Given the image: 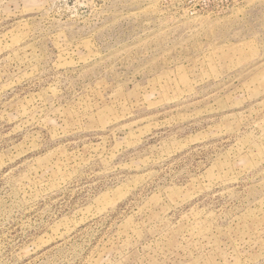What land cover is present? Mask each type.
Instances as JSON below:
<instances>
[{
    "label": "rangeland",
    "instance_id": "obj_1",
    "mask_svg": "<svg viewBox=\"0 0 264 264\" xmlns=\"http://www.w3.org/2000/svg\"><path fill=\"white\" fill-rule=\"evenodd\" d=\"M0 264H264V0H0Z\"/></svg>",
    "mask_w": 264,
    "mask_h": 264
}]
</instances>
